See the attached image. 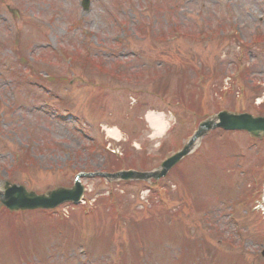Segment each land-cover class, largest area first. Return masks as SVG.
<instances>
[{"label": "rangeland", "instance_id": "rangeland-1", "mask_svg": "<svg viewBox=\"0 0 264 264\" xmlns=\"http://www.w3.org/2000/svg\"><path fill=\"white\" fill-rule=\"evenodd\" d=\"M88 8L0 0V179L41 192L71 186L78 172L146 170L221 110L264 115V0ZM147 109L179 122L165 113L171 127L152 139ZM111 122L124 126L111 140L121 158L101 149ZM80 180L86 202L48 215L0 204V264H264V220L250 207L264 180V136H202L155 181L167 206L142 183L112 181V196L106 178Z\"/></svg>", "mask_w": 264, "mask_h": 264}, {"label": "water", "instance_id": "water-1", "mask_svg": "<svg viewBox=\"0 0 264 264\" xmlns=\"http://www.w3.org/2000/svg\"><path fill=\"white\" fill-rule=\"evenodd\" d=\"M221 126L226 129H245L252 134L264 133V117H253L250 114H231L228 112H220L216 118L208 119L200 124L199 130L195 137L204 134L208 129ZM192 141L178 152L175 156L163 163V172H165L175 161L188 151ZM126 175L133 177H145L147 173L126 172ZM149 175V174H148ZM7 186V185H6ZM82 192V186L77 182L72 189L58 188L50 191L48 196L35 195L32 192H26L23 187H6L5 192L0 193L1 201L10 208H25L36 206H53L62 200L78 199ZM264 254V251H263Z\"/></svg>", "mask_w": 264, "mask_h": 264}, {"label": "bare ground", "instance_id": "bare-ground-1", "mask_svg": "<svg viewBox=\"0 0 264 264\" xmlns=\"http://www.w3.org/2000/svg\"><path fill=\"white\" fill-rule=\"evenodd\" d=\"M213 118H216V117L213 116ZM147 120L154 128V134L160 135V133L163 132L165 128L167 127V120L164 118L162 113L150 112L147 114ZM105 128H106L107 135L115 139H118L120 135L118 128L114 126L112 127L105 126ZM188 138L190 139V141L200 143V140L197 137L189 136ZM150 176H153V175H150Z\"/></svg>", "mask_w": 264, "mask_h": 264}]
</instances>
